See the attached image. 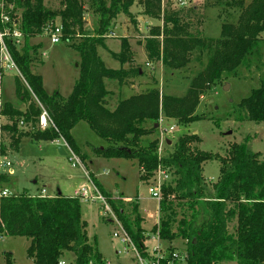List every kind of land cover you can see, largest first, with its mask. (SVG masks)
<instances>
[{
  "label": "trees",
  "instance_id": "1",
  "mask_svg": "<svg viewBox=\"0 0 264 264\" xmlns=\"http://www.w3.org/2000/svg\"><path fill=\"white\" fill-rule=\"evenodd\" d=\"M54 1L58 2L55 10L47 8L44 0H0L22 10L23 45L18 49L7 41V46L19 72L15 96L25 104L24 111L8 103L0 106L1 154L8 157L17 153L23 138L37 144L62 139L78 157L71 131L79 122H85L107 144L94 151L97 157L134 160L139 179L147 184L159 168L169 175V181L161 186L158 217L151 232L157 233L161 242L181 240L185 249L179 255L185 264H264V161L260 154L249 151L246 144H232L222 158L201 152L197 148L198 136L185 134L177 139L171 152L164 151L159 157L158 136L146 140L157 132L159 118L178 126L201 120L195 112L206 91L236 78L240 69L250 68L264 32V0H252L247 5L245 0H230L228 6L238 9L236 22L222 24L219 38L209 40L189 33L196 7L162 10L161 0H137L144 16L160 20L163 13L162 29L150 31V37L144 40L150 63H160L173 72L187 69L193 60L199 66L203 58L207 60L200 71L189 77L182 96H164L153 88L121 99L113 110L107 106L109 92L104 82L122 84L127 76L122 69H107L97 48L103 47V37L118 15L131 16L129 10L135 0H88L96 17L91 33L84 30L82 0ZM56 20L62 40L72 43L80 57L79 78L66 100L58 93L45 92L41 76L32 69V57L40 46H29L30 39L54 28ZM76 39L80 42L74 44ZM112 58L120 67L130 63L126 40H121L120 52ZM140 74V68H134L128 77ZM40 106L51 122L45 130L38 127ZM239 108L248 121L264 123V86L251 90ZM213 160L220 163L219 175L215 183L207 185L202 166ZM9 180L8 175L0 176V185H8ZM92 183L138 254L147 258L138 205L114 199ZM0 235L26 238V256L31 264H58L67 254L74 257L70 264H104L95 240H88L77 197H39L24 191L0 198ZM4 258L5 264H13L10 253H5Z\"/></svg>",
  "mask_w": 264,
  "mask_h": 264
},
{
  "label": "rangeland",
  "instance_id": "2",
  "mask_svg": "<svg viewBox=\"0 0 264 264\" xmlns=\"http://www.w3.org/2000/svg\"><path fill=\"white\" fill-rule=\"evenodd\" d=\"M179 1L181 0H161L162 10L167 7L174 11L196 7L195 22L189 29V33L195 37L204 40L217 39L220 36L222 24H234L236 22L238 9L228 6L231 3L230 0H193L186 7H180ZM251 1L245 0V4L247 5ZM82 2L85 9L84 30L91 33L96 17L89 8L88 0H82ZM44 4L52 10L58 8V2L54 0H44ZM4 6L11 10V15L20 23L22 10L12 4H4ZM131 8L135 13L143 11L137 0ZM131 8L130 10H132ZM130 15L129 18L123 17L128 20V25L134 30L132 33L134 41L129 42V44L138 53L140 49L136 45H144V38L143 34L136 32L134 16L131 13ZM162 15L163 13L160 15V22ZM120 16L121 14L111 23L107 34L103 37L107 47L110 48L112 45L111 49L121 45V40L113 38L115 21ZM55 24L59 25V20H56ZM162 26L163 24L160 27L154 26L150 30H161ZM124 40L127 41V39ZM259 40L257 53L251 58L249 69H240L236 78H229L226 82L212 87L209 91L207 90L208 92L206 91L195 112L196 115L202 117L201 120L187 126H178L175 122L170 121L163 123V128L167 130L164 137L171 144L169 146L167 143L164 144L162 152H171L180 136L193 134L197 135L200 140L197 148L201 152L225 158L228 148L232 144H246L249 151L259 153L261 160L264 161V123L255 124L248 121L245 113L241 112L239 108L240 101L247 98L251 90L264 86V32L260 34ZM79 42L80 40L76 39L74 44ZM30 45L40 46L37 49V54L32 57V67L36 74L41 76L45 92L48 95L58 93L63 100H66L79 78V53L72 47V43L61 40L57 44H52L46 33L30 39ZM107 47L105 48L107 49ZM97 54L100 55V59L106 60H103L106 68H115L116 63L111 60L110 56H106L99 47ZM137 60L141 63L140 59ZM206 60L207 58H203L200 66L193 60L187 69L173 72L166 70L162 65L160 67L158 63H151L150 67L141 64L140 68L144 71L143 75L128 79L125 84L128 87L134 86L131 95L142 94L155 88L164 96L180 97L188 88L189 77L200 71L206 64ZM117 69L126 71L127 67L119 66L118 68L116 66ZM17 75L18 73L14 70L4 71L0 79V102L9 103L14 108L23 110L25 104L15 96V77ZM225 84L229 85L227 90L223 89ZM106 88L112 93V96L107 100L109 104H115V100H120L116 93L117 82H107ZM123 92L130 94L128 89ZM108 109L111 110V107L108 106ZM168 126H173L174 131L169 132ZM71 135L79 153L83 156L78 155L81 162L78 166L72 167L68 161L70 157L68 153L64 157L59 155L57 146L49 143L37 144L28 138H23L18 152L10 154L8 157V161L12 164V176H9V184H3L1 189H6L16 195L22 194L24 191H28L29 195H38L44 190L46 193L44 192L43 195L56 196L61 194L63 197H71L82 190L91 193L93 181L99 187L101 186L107 194L116 198L138 199L139 216L145 220L141 226L146 236L144 246L147 257L152 258L158 254L164 256L181 254L185 249L181 240L176 239L169 244L157 242L154 239L155 235L152 234L151 229L158 217V202L149 194L148 184L139 179L140 173L137 163L131 159L97 157L94 150L105 148L106 142L96 136L85 122H79L73 128ZM157 136L156 132L147 137L146 140H152ZM219 169L218 160L203 164L202 177L207 185L216 182ZM80 212L82 221L86 222L88 240L90 242L95 240L104 264H137L132 248L121 242V231L114 220L113 212H105L101 203L96 200H80ZM232 229L231 225L230 232ZM114 234H117L118 237L114 238ZM28 246L29 241L24 237L0 235V264H5V253L12 255L13 264H31L26 256ZM64 258L68 262H73L74 259L71 254H67ZM225 264L236 263L228 262Z\"/></svg>",
  "mask_w": 264,
  "mask_h": 264
},
{
  "label": "built area",
  "instance_id": "3",
  "mask_svg": "<svg viewBox=\"0 0 264 264\" xmlns=\"http://www.w3.org/2000/svg\"><path fill=\"white\" fill-rule=\"evenodd\" d=\"M192 1L193 0H181L179 1L178 4L180 7H186V6H189ZM45 33L47 34V37H49L50 42L52 44H57L62 40L61 27L57 24L54 26V28H49V29L47 28V30H45ZM7 41H10L13 46L20 48L23 45V34L21 32L20 23L18 19L13 17L11 15V10L6 9L4 6V3L1 2L0 3V69L2 71V75L4 71L6 70H14L19 75L17 67L9 52ZM164 121H165L164 119L159 118L158 126H157L158 127L157 154L159 157L163 153L162 152L163 145L166 144L168 141L164 137V134L167 132V130L163 128ZM49 126H51V122L46 112L42 109V113L39 117L38 127L41 130H45ZM167 129L169 132L174 131L173 126H168ZM57 142L59 145H61L64 148L66 153L70 155L68 161L72 165V167L78 166L81 163L80 160L70 150V148L65 143V141L60 139ZM1 143H2V140H1V135H0V176L2 175L12 176V164L8 161L7 157L1 154ZM153 178H154L153 181H151L148 184L149 186L148 192L151 195V197L158 202V207H159V203L161 201V186L164 182H168L170 177L169 175L166 174L164 170L159 168L155 172V175ZM43 194H44V190L42 191V194L39 195V197H45V195ZM11 195H12V192L6 189H1V185H0V198H6ZM76 196L79 200H83V201H88V200L99 201L105 212L112 213L111 208L108 205L107 201L102 196V194L98 191V189L94 186L93 183H92L91 193L87 192L86 190H82L81 192H78ZM114 220L121 231V242L125 245H129L132 248V251L134 253V258L137 264H185L184 258L176 254L170 255V259H169V256H164L161 254L154 255L152 258L142 257L141 255L138 254V252L132 245L130 239L124 232L121 224L115 219V217H114ZM113 237L117 238L118 235L114 234ZM155 238L158 242L159 239H158L157 233L155 234ZM58 264H70V262H68L66 259H60ZM90 264H93V263H90Z\"/></svg>",
  "mask_w": 264,
  "mask_h": 264
},
{
  "label": "crops",
  "instance_id": "4",
  "mask_svg": "<svg viewBox=\"0 0 264 264\" xmlns=\"http://www.w3.org/2000/svg\"><path fill=\"white\" fill-rule=\"evenodd\" d=\"M132 9V8H131ZM130 13L132 14V16H134V22L136 23V25H135V29L137 30L136 32H139L140 34H143V38H144V40L145 39H147L148 37H149V35H150V28H152V27H154V26H158V27H160L161 25H162V21L160 22L159 20H153V19H151V18H148V17H146V16H144L143 15V11L141 10V11H138L137 13H135L134 11H133V9L132 10H130ZM125 17V16H124ZM124 17H123V15H121L116 21H115V28H114V32H113V34H114V37L113 38H116V39H119V41L120 40H122V39H127V42H128V45H129V48H130V52H131V61H130V63H126L125 65H124V67H127V70L125 71V73H126V76H127V78L126 79H124V83H122V84H119L117 81H115V82H117V91H116V93H117V97L119 98L120 97V100H121V97H122V99H125V98H128V97H130V96H133V95H131V90L134 88V86L133 85H130V87H128V86H126V84H125V82L128 80V79H131V77L129 78L128 76H130V73H131V71H132V69H134V68H140L141 67V64H143L145 67H150V65H151V63L147 60V58H146V55H145V52H144V45L142 44V45H139V46H137L136 45V47L137 48H139L140 50H139V52L137 53V51L136 50H134L133 48H132V45L131 44H129V42H132V41H134V38H133V36H132V33L134 32V30H132V28H130V25H128V20H125L124 19ZM148 30H150V31H148ZM148 31V32H147ZM137 34V33H136ZM143 40V41H144ZM141 46V47H140ZM105 47H107V45L105 44V41H103V47H100V49L101 50H103L104 51V53H105V55L106 56H110L111 57V60H113L115 63H116V66H118V68H119V63H118V61L117 60H115V59H113L112 58V56L111 55H118L119 54V52H120V49H121V45L119 44V45H117V46H114V48L113 49H111V47H112V45L110 46V48L109 47H107V49L105 48ZM107 53V54H106ZM98 56H100V55H98ZM138 57H140V58H138ZM110 59V58H109ZM137 59H140V61H141V63H139L138 62V60ZM103 60L104 61H106L105 59H103V58H101V61L103 62ZM106 63V62H105ZM103 64H104V62H103ZM158 65L161 67V64L160 63H158ZM105 66V65H104ZM116 66H115V68L114 69H111V70H116ZM32 69H33V67H32ZM108 69V68H107ZM118 70V69H117ZM33 72L34 73H36V71L33 69ZM144 71L140 68V76L139 77H141L143 74ZM135 78V77H134ZM107 82H110V81H105L104 83H105V86H107ZM107 89V88H106ZM126 89H128V90H130V94L129 93H124L123 91L124 90H126ZM107 91L109 92V95H108V97H107V100H108V98L110 97V96H112V93L107 89ZM107 100H106V102H107ZM120 100H115L114 101V103L115 104H109L108 102H107V106H110L111 107V110H113L115 107H116V105L118 104V102L120 101ZM5 104V103H4ZM9 104V103H8ZM3 105V103H1L0 102V106H2ZM12 106V105H11ZM13 107V106H12ZM14 108V107H13ZM16 109V108H15ZM17 110H19V109H17ZM25 109H23V110H19V111H24ZM75 128V127H74ZM72 132V131H71ZM49 144H51V145H55V146H59V144H58V142L57 141H55V142H52V143H49ZM106 146H107V144H106ZM57 147H56V149H57ZM77 147V146H76ZM95 151V150H94ZM80 154V153H79ZM10 156V155H9ZM8 156V157H9ZM80 156L81 157H83L81 154H80ZM7 157V158H8ZM9 159V158H8ZM43 191V190H42ZM42 191L40 192V194H38V195H31V196H39V195H41L42 194ZM28 192V191H27ZM45 193H46V191H44ZM29 194V193H28ZM59 195H61V194H59ZM111 195V194H110ZM62 196V195H61ZM114 199H118V198H116L115 196H113V195H111ZM45 197H55V196H47V195H45ZM72 197H76V195L74 194L73 196H71L70 198H72ZM69 198V197H68ZM121 199H123L124 201H126V202H129V203H134V204H137L138 205V199H125L124 197H122ZM136 202V203H135ZM139 207V206H138ZM142 217V216H141ZM142 219H143V221H145L144 220V218L142 217ZM154 225V224H153ZM153 234V233H152ZM154 235V234H153ZM154 239L156 240V238H155V236H154ZM160 242V241H159Z\"/></svg>",
  "mask_w": 264,
  "mask_h": 264
},
{
  "label": "water",
  "instance_id": "5",
  "mask_svg": "<svg viewBox=\"0 0 264 264\" xmlns=\"http://www.w3.org/2000/svg\"><path fill=\"white\" fill-rule=\"evenodd\" d=\"M228 88H229V85L228 84H225L223 86V89L224 90H227ZM170 144H171L170 141H167V145L169 146ZM57 151H58L59 155H61L63 157L67 155L66 151L64 150V148L61 145H59L57 147Z\"/></svg>",
  "mask_w": 264,
  "mask_h": 264
}]
</instances>
